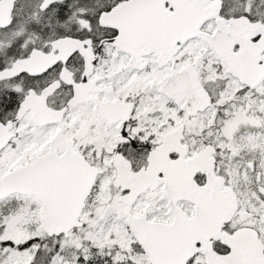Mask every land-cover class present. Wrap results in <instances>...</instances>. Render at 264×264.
I'll return each instance as SVG.
<instances>
[{
    "label": "snow or ice",
    "instance_id": "6c2138e0",
    "mask_svg": "<svg viewBox=\"0 0 264 264\" xmlns=\"http://www.w3.org/2000/svg\"><path fill=\"white\" fill-rule=\"evenodd\" d=\"M0 264H264V0H0Z\"/></svg>",
    "mask_w": 264,
    "mask_h": 264
}]
</instances>
